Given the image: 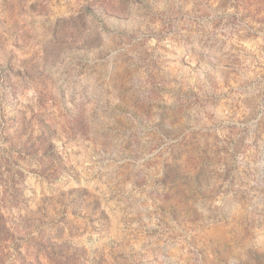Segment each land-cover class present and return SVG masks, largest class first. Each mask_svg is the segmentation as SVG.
<instances>
[{
    "label": "rangeland",
    "instance_id": "rangeland-1",
    "mask_svg": "<svg viewBox=\"0 0 264 264\" xmlns=\"http://www.w3.org/2000/svg\"><path fill=\"white\" fill-rule=\"evenodd\" d=\"M0 264H264V0H0Z\"/></svg>",
    "mask_w": 264,
    "mask_h": 264
}]
</instances>
